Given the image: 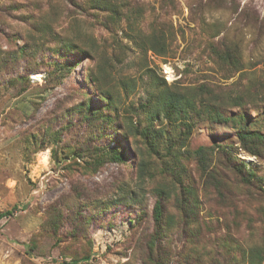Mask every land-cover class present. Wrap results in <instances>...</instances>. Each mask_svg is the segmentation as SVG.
<instances>
[{"label": "rangeland", "instance_id": "rangeland-1", "mask_svg": "<svg viewBox=\"0 0 264 264\" xmlns=\"http://www.w3.org/2000/svg\"><path fill=\"white\" fill-rule=\"evenodd\" d=\"M84 1L0 0V57L12 54L24 43L34 57L26 55L17 66L4 69L3 64L4 70L0 69V213L17 207L12 216L0 221V264H68L70 257L65 255L83 249L88 240L92 248L86 264H149L147 247L154 231L157 198L134 176L135 151L144 148L140 139L129 143L116 134L94 141L91 130L84 134L83 128L64 129L62 137L67 142L83 136L85 142L79 144L83 149L93 145L111 148L121 142L127 151L126 164L106 163L90 176L66 171L53 159V150L61 151L62 147L53 142V134L63 127L59 118L64 111L89 98L90 106L98 113L125 116L146 102L153 91L146 82V65L162 76L172 90L186 93L197 107L188 121L192 132L187 150L194 153L199 148L213 149L214 154L209 155L212 172L226 191L225 201L221 202L213 195V187L204 186L207 174L204 175L196 157L185 160L187 175L200 195L201 234L195 253L194 248L190 250L191 238L187 239V234L180 232L178 226L176 231L166 227L162 244L170 251L168 264H186L183 255L190 252L201 257V262L191 260L190 264H210L213 257L220 264L258 263L255 253L264 251V158L253 157L239 148L228 150L233 152V162L244 161L247 170L262 179L257 185L245 186L236 165L222 149L217 152V147H238L240 129L264 132V39L254 42V30L246 28L247 18L238 22L237 14L230 11L232 0H227L226 10L205 12L206 23H217L223 28L215 43H236L240 47V65L226 66L208 48V37L196 20L195 9L199 13L206 0H174L164 15L160 8L167 1L132 0L129 5L143 6L148 14L154 8L176 30V40L170 47L176 56L161 57L149 51L144 58L132 38L141 37L149 23L142 20L136 31H130L125 23L117 31L107 30L98 21L105 13L97 17L81 11L79 5ZM234 1L239 12L252 11L264 24V0ZM191 5L194 9H190ZM68 44L72 48H64ZM52 48L61 51L58 55L47 51ZM87 51L97 58L86 54ZM43 59L56 63L61 70L43 65ZM27 65L36 70H27ZM19 75L28 80L14 86L8 83ZM91 77H97L99 85ZM101 87L109 94L105 95L113 98V108L108 106V97L102 96ZM76 120L71 115L66 121ZM162 126L167 127V122ZM169 128L168 136L173 139L184 129L180 123H171ZM41 139H45L44 149L35 152ZM119 180L128 184L127 198L114 204L113 186ZM168 192L171 194L167 208L172 212L178 193L173 189ZM81 196L88 202L109 200L112 205L99 215L81 209L79 204L74 207L92 218L83 231L84 237L77 240L69 238L57 247L56 238L39 235L51 206H60L69 215L73 202ZM132 196L135 201L130 199ZM70 229L66 224L60 233L69 236ZM35 237L40 239V249L29 255L27 245ZM259 264H264V254Z\"/></svg>", "mask_w": 264, "mask_h": 264}, {"label": "trees", "instance_id": "trees-1", "mask_svg": "<svg viewBox=\"0 0 264 264\" xmlns=\"http://www.w3.org/2000/svg\"><path fill=\"white\" fill-rule=\"evenodd\" d=\"M74 2V0H72ZM132 0H85L80 3L79 7L81 11L87 12L94 16L100 13H105L103 19H98L100 24L105 27V29L117 31L120 28V24L125 23L130 31H136V25L142 20L149 23L147 30L141 37L136 36L132 38V41L136 46H139L142 55H145L152 51L158 56L166 57L167 55L176 56V51H172L174 41L176 40V30L173 24L167 19L161 18L160 13H156L155 9L152 8L147 13V8L140 5H129ZM167 1L166 5H162L161 12L163 15L167 13L168 4L175 3L174 0H162L164 3ZM133 3V2H132ZM135 4V3H133ZM227 0H206L204 6L201 7L199 13H196L198 9H195L196 20L200 21V27L204 36L208 37V48L210 47L211 52L219 58V60L226 66H239L240 60L242 58L240 47L236 43H220L216 44L214 39L218 37L222 32L221 25L217 23L209 24L205 20V12H215L216 10L225 9L227 6ZM165 6V7H164ZM122 8L125 11H122ZM194 9L193 5L190 9ZM173 9V8H171ZM230 11L232 14H237L238 22L242 21L243 18H247L248 24L246 28L254 30V42H261L264 39V24L260 23L259 17L256 16L252 11L243 9L239 12V8L236 7L235 1H231ZM176 10V9H174ZM239 12V13H237ZM98 17V16H97ZM195 20V21H196ZM139 30V29H138ZM181 32L182 29H179ZM228 29L225 31L228 34ZM69 46V47H68ZM73 46V45H72ZM72 46L65 45L64 48H72ZM17 47V46H16ZM52 48L47 51L57 55L61 51V48ZM60 50V51H59ZM91 57L95 55L91 51H87ZM26 55L33 57L30 52V47L24 43L19 48H16L12 54H5V56L0 57V69L3 71L9 65L17 66L23 60L25 61ZM92 59V60H95ZM6 65L2 68V65ZM43 65L51 66L53 70L60 69V67L55 66L56 63H48L47 60H42ZM27 70H36L34 66L27 65ZM67 69V68H66ZM68 70H71L68 68ZM146 77L147 84L152 86V90L149 93L148 99L145 103L137 106L125 116H121L118 113L115 116L109 114H101L99 111L93 109L90 106L89 98L84 99L82 102L78 103L69 111L63 112L62 117L59 121L63 122V127L59 128L54 132L53 136L58 146H61V151L58 149L53 150V159L56 164H61L63 169L66 171H78L84 175H95L106 163H118L126 164L127 161V151L123 147L121 142H117L113 147H96L87 146L83 149L79 144L85 142L82 137H78L73 141L63 139L62 131L65 129L76 130L78 128L85 129L84 134H88L89 130L91 133L95 134L92 137L95 138H111L116 134H121L124 136L129 143L133 139H140L143 149H139L136 152V160L134 163L133 171L134 176L141 185H146V188L152 193L156 198L155 208L153 210V220H154V231L152 238L150 239L147 247L148 252V262L149 264H168L170 251L167 249L166 245L162 244V237L165 235L164 231L167 227L169 231H176L177 226L180 232L187 234V239L191 238L190 250L194 248V252L198 251V236L201 234V229L199 226V211L201 208L200 195L198 189L195 187L191 178L187 175L188 169L185 164V160L189 157H196L198 164L201 165L202 170H204V175H206V180L204 181V186L206 188L213 187V195L219 198L221 202L225 201V189L222 187V183L216 178L215 171L212 172L214 168H211L212 159L209 157L213 149L199 148L194 153L187 150L190 144V136L192 132L191 121L192 112L197 110V107L188 99L187 94L184 92H179L177 90H172L170 86L166 83L165 79L161 76H157L154 70H151L146 65ZM28 79L19 75L15 78H11L8 83L12 86L17 83H25ZM94 84L99 85V80L97 77H91ZM25 88V87H24ZM100 88V87H99ZM102 96L108 97L109 107L113 108L112 97L103 87H101ZM124 89L125 86L123 87ZM105 93L107 95H105ZM104 97V98H105ZM108 110L111 111L113 109ZM198 115L200 113H197ZM75 116L77 119L75 122H68L67 116ZM228 119H226L227 121ZM66 121V122H65ZM65 122V123H64ZM167 122V127H163L162 123ZM179 122L183 124V133L176 139L173 136L169 137L170 124ZM126 124V125H125ZM70 125V126H69ZM169 128V129H168ZM51 131V129L49 128ZM171 130V129H170ZM185 130V131H184ZM173 131V130H171ZM79 132V131H75ZM237 135L238 147L224 146L217 147V152L221 150L225 156L230 159L232 163L236 165L237 175L240 177L242 184L245 186H250L259 183L262 179L257 177L253 171L247 170V166L244 161L233 162L235 159L233 152L232 154L228 151L232 148H239L242 151L248 153L253 157L264 158V132L259 130L240 129ZM48 135H50L48 133ZM93 136V135H91ZM38 138V137H37ZM35 139V143L38 139ZM39 140L35 152L43 150L42 141ZM186 148V150H184ZM231 148V149H230ZM138 149V148H137ZM210 168V169H209ZM129 178V177H128ZM131 180V178H129ZM126 180H119L117 185L113 186L114 194L111 197V201L117 204V201H125L127 196L125 193ZM173 189L177 194L176 203L174 206V211L169 212L167 208V202L171 193L168 191ZM131 200L136 199L133 196ZM109 201V200H108ZM108 201L98 203L101 201H90L88 202L84 196L77 197L73 202L72 212L67 215L60 206H51L45 213L44 222L41 226L40 236L48 237L53 236L56 238V246L59 247L60 243L66 241L67 239L72 241L77 240L79 237L83 236V231L87 230L91 224L92 218L84 216L83 210H79L74 207L81 209H87L89 212H93L95 215H99L106 209L110 208ZM16 206L11 210L0 213V221L8 216H12ZM176 220V221H175ZM66 224L71 226V231L68 233L69 236L62 235L61 228ZM194 226L196 229H194ZM86 247L77 251L71 255H65V257H70V262L68 264H83L88 263L91 259V241L86 242ZM27 254H31L34 251L40 249V239L35 237L31 239L27 245ZM70 250V247L67 248ZM185 253L184 260L186 264H190L191 260L194 262L198 261L195 254ZM264 251H256L255 256L258 257V263L250 261L249 264H259L262 260ZM201 261H198V263ZM217 258H212L210 264H220ZM234 262V259H233ZM31 264V263H29ZM65 264V263H64ZM234 264V263H233Z\"/></svg>", "mask_w": 264, "mask_h": 264}]
</instances>
